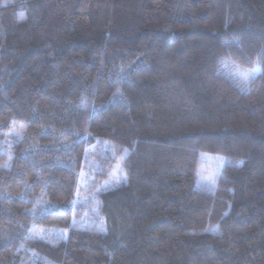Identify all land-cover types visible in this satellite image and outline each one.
<instances>
[{
    "label": "trees",
    "instance_id": "trees-1",
    "mask_svg": "<svg viewBox=\"0 0 264 264\" xmlns=\"http://www.w3.org/2000/svg\"><path fill=\"white\" fill-rule=\"evenodd\" d=\"M0 264H264V0H0Z\"/></svg>",
    "mask_w": 264,
    "mask_h": 264
},
{
    "label": "rangeland",
    "instance_id": "rangeland-1",
    "mask_svg": "<svg viewBox=\"0 0 264 264\" xmlns=\"http://www.w3.org/2000/svg\"><path fill=\"white\" fill-rule=\"evenodd\" d=\"M259 69L257 68L254 73H259ZM240 78L244 80L241 76ZM245 81V80H244ZM228 159L212 156V155H204L202 157L201 165L198 173V185L202 188H205L210 191H214L216 189L217 179L222 173L223 168L228 163ZM117 169L114 171V179L113 183L118 182L121 179V167L117 163ZM41 230H43L41 232ZM35 234L44 236L47 238H55V237H65L67 235V231L58 230V229H46V228H38L35 230Z\"/></svg>",
    "mask_w": 264,
    "mask_h": 264
},
{
    "label": "snow or ice",
    "instance_id": "snow-or-ice-1",
    "mask_svg": "<svg viewBox=\"0 0 264 264\" xmlns=\"http://www.w3.org/2000/svg\"><path fill=\"white\" fill-rule=\"evenodd\" d=\"M20 19H23V17L21 16ZM121 71H123V70H121ZM254 71H255V69H254ZM237 74L240 75L246 82L248 81V76L245 75L243 72H240L239 70H237ZM82 103H84V102L82 101ZM42 231L43 230H41V232Z\"/></svg>",
    "mask_w": 264,
    "mask_h": 264
}]
</instances>
